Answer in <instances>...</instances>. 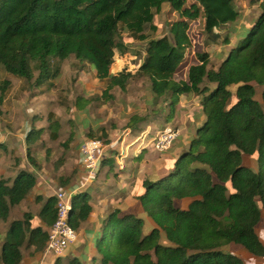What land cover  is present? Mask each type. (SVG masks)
Returning <instances> with one entry per match:
<instances>
[{
	"label": "trees",
	"instance_id": "trees-1",
	"mask_svg": "<svg viewBox=\"0 0 264 264\" xmlns=\"http://www.w3.org/2000/svg\"><path fill=\"white\" fill-rule=\"evenodd\" d=\"M164 4L178 15L168 34L149 40L135 73L112 74L110 67L122 46L119 25L132 38L145 39L152 9L160 11ZM260 7L252 23L235 30L236 41L219 66L209 69V55L196 56L193 50L189 20L202 17L210 36L239 18L234 0H0V70L40 85L50 76L52 59L73 55L104 81L100 98L105 101L113 97L111 89L125 91L135 76L146 77L152 92L168 96L171 104L179 94L202 96L205 121L188 149L166 175L145 179L144 191L137 196L151 228L144 230V218L113 209L91 237L100 256L96 264H246L242 251L264 256V0ZM222 43L230 44V36ZM255 84L262 87L259 100ZM10 85V80H0V102ZM47 120L54 140L60 124L52 112ZM99 127L87 136L100 135L107 143L108 134ZM41 133V128H31L25 136L33 166L29 145ZM71 139L72 132L64 144ZM34 185V174L24 170L0 179V220H8L10 208ZM86 191L72 197L69 223L76 230L92 211ZM56 214V200L50 195L37 214L41 224L33 225L34 215L28 211L11 220L0 233V264H21L23 247L45 249ZM82 256H74L69 264H82Z\"/></svg>",
	"mask_w": 264,
	"mask_h": 264
},
{
	"label": "crops",
	"instance_id": "crops-1",
	"mask_svg": "<svg viewBox=\"0 0 264 264\" xmlns=\"http://www.w3.org/2000/svg\"><path fill=\"white\" fill-rule=\"evenodd\" d=\"M127 34L129 35L128 32ZM128 39H131L130 42L140 40L130 36ZM228 51L223 57L226 56ZM144 55L145 51L142 59H139V64ZM71 56L73 55L62 61L52 59L50 76L40 85L33 84L29 87L30 82L5 71L6 74L3 79L10 80L11 85L0 102V110L3 111L6 117L12 115L15 120L19 116L21 118H19V122L12 123L11 127H0V179L13 178L21 170L31 172L35 176L34 187L21 202L10 208L8 220H0V222H5V230H7L9 222L14 220L12 217L14 210H17L21 215L27 211L31 212L34 215L33 221H36L37 225L41 224L37 214L46 199L52 195L53 186L51 182H53L55 174L58 179L67 180V175L72 173L75 166H77L78 174L80 173L78 177H81L79 144L84 138H88L87 133L90 130H96L101 128L99 126L105 125L100 116L103 117L107 105L102 104L100 107L95 105L98 101L96 98L101 96V92L105 88L104 81L95 76L96 72L89 63L79 62L75 57L71 59ZM223 57L220 58V61ZM112 65H114V62ZM114 70L116 71H113L110 67L112 74L122 71H118L119 69ZM136 77H139L137 79L140 80L138 84H142L144 79L141 76ZM130 86L131 82H128L125 91H122L119 87H114L110 91L112 95H115L114 90L124 92L120 96L117 94L116 98L113 95L112 100L118 106V111H123V114L128 115L126 126L119 133L117 130L120 127L113 128L111 131L109 127H103L109 136L107 139L110 141L106 143L108 149L106 158L104 157L106 160L103 159L101 162L97 175L99 177L104 174L103 177L109 181L112 179L114 185L105 190L106 196L101 195L100 197H97L96 192L97 189L103 186L96 185L97 183L94 182L95 184L93 183L84 188V190H87L89 203L92 206L89 219L94 221L96 219L93 218V215L98 212L101 213V216L97 219L98 224L115 208L120 209L123 213H133L140 216L145 219L147 225L151 224L137 200V196L144 191L143 181L145 179L154 180L166 175L172 169L175 159L188 149L196 129L205 121V115L200 105L202 96L199 94L192 92L179 94L177 102L171 104L168 96L158 97L153 92L147 94L142 89L130 92ZM72 88L77 89L78 94H80L75 98L79 101V105L76 104V107L72 106L71 103L74 97L71 91ZM62 89L65 90L61 91ZM68 90L71 92L68 93ZM261 91L262 87L258 92L255 88L256 100L260 99ZM256 95H258V99ZM232 96H234V93ZM49 112L54 113L60 124L58 137L54 141L61 140L65 150L61 151L62 157L59 161L57 160L56 173H53V175L43 173L41 178L38 171L45 169V157L40 159L31 152V156L36 158L35 162L38 166H36V169L34 167L29 169L28 165H25L24 159L26 158L27 148L25 136L31 128L42 129L39 140L30 144V148H35L41 140L49 138V122L47 120ZM76 112L79 115V123L83 127H66L67 121L71 119L70 116ZM132 116L136 119L128 124ZM23 119L26 120L25 124ZM76 125L79 126L78 123ZM166 128H177L179 130V134L173 141L171 148L166 151L160 152L152 147H141L139 146L140 141H136L137 136L143 130L150 132L152 135ZM67 131L69 134L72 132V139L66 145L64 143L69 136L66 133ZM62 132L66 135L64 139L61 135ZM111 132L115 134L113 135ZM127 139H132L131 144L125 145ZM119 143L121 144L122 156L116 157L114 154L119 152ZM132 148V154L128 153V150ZM118 161L121 164L120 166H117ZM72 184L74 183L72 182L69 185ZM32 207H35L36 210H33ZM141 212H143L142 215ZM18 219H21V216ZM242 255L249 264H264V256H252L245 251H242Z\"/></svg>",
	"mask_w": 264,
	"mask_h": 264
},
{
	"label": "rangeland",
	"instance_id": "rangeland-1",
	"mask_svg": "<svg viewBox=\"0 0 264 264\" xmlns=\"http://www.w3.org/2000/svg\"><path fill=\"white\" fill-rule=\"evenodd\" d=\"M191 1L193 0H187V3H190ZM261 1L262 0H245V1L244 0H234V5L240 13L239 18L234 23H230V24H227V25L221 26L220 28L215 29L213 34H211L210 36H208L204 30V22H203L202 17L196 20H193V19L189 20L188 34L190 36V39L193 45V50L195 51L196 56L199 53H203V52L209 55V63H208L209 69H216L220 64L219 62L220 58L223 57L225 53L234 45L236 38L233 36V33L235 32V30L236 31L240 30V27L242 28L245 27L246 25L252 23L257 18V16L260 14V11H261V7H260ZM152 12H153V15H152L151 27L149 29L148 26H146L145 32L147 34H146L145 39H140L139 41L136 40V41L130 42L131 39H128L130 35H128L127 31L124 30V25L123 24L119 25L118 40L120 41V43H122V46L120 49H117L116 54L118 55H115L114 57V65L111 66V69H113V71H116L114 70V66L118 65L119 66L118 71L126 69L127 71L135 72L140 62L139 59L140 58L142 59L143 52L145 51L149 40L152 38H157V37H161V36L168 34L170 23L178 17L177 13L172 12V10L168 8L167 4H164L160 11H156L155 9H152ZM213 35H216L218 37L215 38ZM227 35L230 36V44H223L222 43L223 38L226 37ZM72 58H74V56H71V59ZM5 74L6 72L3 69H1L0 70V80L3 79ZM137 78L139 77H136V78L133 77V79L131 78L129 80V82H131L129 91L133 92L134 90L139 91L142 89L147 94L152 93L151 88H150V81L146 77H142L144 79L142 80V84H138L140 80ZM32 85H33V82H30L29 87H31ZM59 86H61V84H59ZM255 88L257 92L260 91L261 89V87L256 84H255ZM64 90L65 89H62L61 91H64ZM230 90L233 94L235 90V86H231ZM71 91L74 95L71 103H72V106L76 107L77 100L75 98L80 96V94H78L77 89L72 88ZM71 91L68 90V93ZM114 91H115V95L113 94L114 98H116L117 94L120 96L122 93H124L120 90H114ZM256 98L258 99V95H256ZM96 99H98V101L95 103L97 107H100L102 104L107 105V107L104 109L103 117L100 116L101 121H103L105 124L102 127H109L110 131L113 130V128L115 129L117 127H120L117 130V132L119 133L126 126L127 124L126 119L128 118V115L123 114V111L122 112L118 111V106H116L115 101L112 100V98L107 101L103 100L100 97H97ZM232 102H234V96H232L230 103ZM70 117L71 119L67 121L66 127H71V126L72 127H83L81 126V123H79L80 121H79L78 112H76L74 115H71ZM19 118H21V116L17 117V120H15L12 115L6 117L4 116L3 111L0 110V127H11L12 123H15L16 121L19 122ZM28 119L30 120V118ZM25 121L26 120L23 119L24 124H25ZM77 123L79 124V126L76 125ZM166 129L176 130L178 131V134H179V130L177 128H166ZM159 131H162V130H159ZM66 133L69 135L68 131ZM111 133L113 135L115 134L113 132ZM61 135L63 136V139L66 137L65 133L63 132L61 133ZM82 137H84V135H82ZM96 138L103 139L100 135H97ZM131 141L132 139H127V141L125 142V145L131 144ZM120 145L121 144L119 143L118 145L119 152L114 154L116 157L117 156L121 157ZM170 148L171 146L168 149ZM30 149H31L30 152L36 154L40 159L45 157V161H44L45 169L43 171L42 170L38 171V173L41 175V178L43 177V173L52 174V175L53 173H56L55 168L56 166H58L57 160L59 161L60 157H62V155L60 154L61 151L65 150L61 140L54 141L50 138H45L44 140H41L39 142L38 146H36L35 148H30ZM132 152H133V148L128 150V153L132 154ZM24 160L26 162L25 165L26 166L28 165L27 167L29 169H32V167L36 169V166H38L37 163L35 164L36 166H33V164L30 163V159L27 157V154ZM105 160L106 159H104V161ZM120 165L121 164L118 161L117 166H120ZM103 175L104 174H102V176H99V177L97 175L98 178L95 177L86 185V186L88 185L90 186L95 182L97 183L96 185L103 186L102 188L97 189V192H96L97 197H100L101 195L106 196L107 194L105 193V190L108 187H111L112 185H114L113 184L114 182L112 179L109 181L105 179ZM78 176H80V173L78 174L77 166H75L73 172L67 175V180H60L58 179V176L55 174V178L53 179V182H51V185L53 186V188H58V187L65 188L69 186V184L72 182L76 183L78 182V180L80 181V177ZM106 183H108V185H106ZM32 209L36 210L35 207H32ZM142 214L143 212H141V215ZM20 216L22 218V215L17 210H14L12 217L14 219H18L20 218ZM93 216H94L93 218L96 220L93 221V220L88 219L86 222L82 223L80 229H78V240L70 244L61 255L56 256L50 253H45L44 248L42 251L38 252L34 249L33 246L23 247L22 252H23L24 259L22 260L21 264H55L56 261H58L59 264H69V261L74 256H81V254L83 255L81 257L82 264H96L100 256L96 252L95 248L92 246L91 237L94 235V233L98 232L101 228V223L98 224V220H97L101 216V213L98 212L94 214ZM32 224L36 225V221H33ZM262 226H263L262 227L263 231H262V235L260 232V238L264 243V223L262 224ZM5 227H6L5 222H0L1 235H3L6 232ZM150 228H151V224L145 225L144 230L148 231ZM85 230H91V234H85L84 233ZM164 241L165 240L162 237V242ZM246 264H249V263H246Z\"/></svg>",
	"mask_w": 264,
	"mask_h": 264
},
{
	"label": "built area",
	"instance_id": "built-area-1",
	"mask_svg": "<svg viewBox=\"0 0 264 264\" xmlns=\"http://www.w3.org/2000/svg\"><path fill=\"white\" fill-rule=\"evenodd\" d=\"M178 135V131L164 129L151 135L148 131H141L137 136L139 146L152 147L157 151L167 150ZM108 152L103 139L84 138L79 144L81 177L73 187L52 188V195L56 200V219L48 231L45 253L61 255L64 250L77 240L78 230L69 223V211L72 197L81 193L92 179L97 177L100 165ZM122 156V154H121ZM84 187V188H83Z\"/></svg>",
	"mask_w": 264,
	"mask_h": 264
},
{
	"label": "bare ground",
	"instance_id": "bare-ground-1",
	"mask_svg": "<svg viewBox=\"0 0 264 264\" xmlns=\"http://www.w3.org/2000/svg\"><path fill=\"white\" fill-rule=\"evenodd\" d=\"M114 69H119V66L117 65V66H114Z\"/></svg>",
	"mask_w": 264,
	"mask_h": 264
}]
</instances>
